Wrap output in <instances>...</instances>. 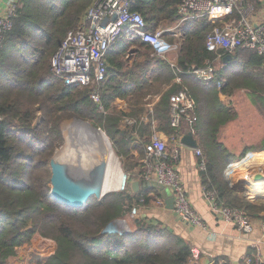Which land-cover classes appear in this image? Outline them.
<instances>
[{
  "label": "trees",
  "instance_id": "obj_1",
  "mask_svg": "<svg viewBox=\"0 0 264 264\" xmlns=\"http://www.w3.org/2000/svg\"><path fill=\"white\" fill-rule=\"evenodd\" d=\"M92 2L19 0L14 26L5 34L0 49V264H10L19 248L31 244L37 234L53 240L55 249L45 257L34 253L29 264H191L192 244L187 239L138 213L152 205V192L158 193L143 179L137 194L111 191L100 199L93 196L80 208L51 196V160L63 140L61 125L80 117L103 129L132 180L144 172V145L150 142L153 126L168 136L175 134L171 97L187 87L198 113V120L188 125L206 162L201 171L203 186L215 191L219 202L256 218L264 212V196L247 199L230 184L226 172L248 153L264 151V138L257 145L230 150L219 134L234 115L219 94L247 90L264 115L262 57L255 50L237 48L225 63V50L215 52L206 47L207 34L219 23L207 17L190 20L184 25L178 50L177 65L183 72V84H178V72L167 60L152 56L149 45L140 39L130 40L124 32L108 53L107 76L100 85L103 112L92 100L89 87L66 86L52 70L55 53ZM180 2L135 0L132 7L141 12L148 28L156 31L176 24ZM131 49L136 56L127 59ZM218 60L221 66L209 82L197 79L192 72ZM154 95L160 99L150 113L147 98ZM118 98L127 101V110L116 106ZM126 118L136 120L135 124H125ZM121 219L129 222L131 231L123 232L120 227L119 232H104L109 223Z\"/></svg>",
  "mask_w": 264,
  "mask_h": 264
},
{
  "label": "built area",
  "instance_id": "obj_2",
  "mask_svg": "<svg viewBox=\"0 0 264 264\" xmlns=\"http://www.w3.org/2000/svg\"><path fill=\"white\" fill-rule=\"evenodd\" d=\"M135 0H93L80 23L70 30L52 59V70L69 87L90 88V96L104 112L100 85L106 79L108 71L107 57L115 40L124 32L130 40L140 39L152 48V55L166 59L171 53L180 49L181 40L170 41L167 33H174L181 38L187 21L207 17L209 21L219 23L206 36V47L209 51L217 52L223 49L227 54H233L237 48L255 50L263 60L264 67V22L255 24L249 20L251 5L249 0H181L178 6L180 18L175 27L152 31L148 23L137 10H133ZM17 0L9 2L0 13V49L5 42V34L14 26L17 12ZM175 34V33H174ZM178 74L175 83L183 84L182 70L176 60L170 62ZM217 68L208 62L202 68H195L192 72L203 81H211ZM171 126L175 129L172 139L180 140L183 132V122L198 120L196 102L187 87H182L171 97ZM153 108L150 109V113ZM147 120V116L143 117ZM129 124L136 120L128 119ZM168 143L158 131H154L151 141L145 147V157L142 160L144 172L139 178L145 182L157 181L172 189L174 197L173 211L183 222L193 226H205L200 213L195 210L189 200L185 185L177 169L179 148H174L171 160L166 158ZM199 169H206L203 153L197 148ZM254 153H248L238 163L248 172V181L253 186V176L262 173L263 166L253 162ZM248 182V183H249ZM264 183L263 181H260ZM250 195L254 188H246ZM203 194L211 210L223 221L233 223L237 228L250 233L254 224L246 211L227 206L219 202L218 195L213 190L203 186ZM158 205L165 207L163 198L157 200ZM264 233V217L260 220ZM202 251L197 246L191 248V264H201ZM217 264H226L223 259ZM240 264H264V256L260 250L253 255H246Z\"/></svg>",
  "mask_w": 264,
  "mask_h": 264
},
{
  "label": "crops",
  "instance_id": "obj_3",
  "mask_svg": "<svg viewBox=\"0 0 264 264\" xmlns=\"http://www.w3.org/2000/svg\"><path fill=\"white\" fill-rule=\"evenodd\" d=\"M11 1L12 0H0V13L4 11V9L8 6L9 2ZM249 4L251 5V11L249 13V20L251 22H254L255 24L264 22V0H249ZM176 24L168 28L160 26L158 29L173 28L176 26ZM174 33L166 34L169 37H174V39L170 41L181 40L182 42L183 36L179 38L176 35L180 33V30H176V32ZM135 56H136L135 52H133L131 49L129 51L127 59L135 58ZM177 57H178V51L176 53H171V55H169L165 60H167V62L171 66L170 62L172 60H176L177 62ZM232 58H233V55H232ZM131 62H132V59L129 60L127 68L130 67ZM203 82H209V81H203ZM243 92L244 91H238L236 94L241 95V93ZM244 93L245 95L243 94V97L244 96L246 97L245 105H247V109L255 113L256 116H258L259 110L255 109L256 106L254 105L252 99L250 98L248 91L245 90ZM225 97H228L227 100L225 99ZM240 97L241 99H243L242 96ZM219 98L225 104V106L229 108V110L231 108L232 112L234 111V119L226 123L220 129V134H219L220 140L232 151L233 150L238 151L239 148H243L244 146L259 144L264 138V133L261 138L256 139L255 137L256 130H254L255 127H252L253 129H251L250 128L251 125L242 126L238 130L232 131L231 133H229V131L232 130L231 127L229 128V125L233 123L232 121H235V119H238V118L242 120L245 114L238 105L237 107H233L235 105V104L234 105L232 104L235 101L234 95H225L223 93H220ZM159 99H160V95L149 96L147 98L148 100L147 107L149 108V112H150V109L153 108L154 104ZM116 106L120 109L127 110L128 103L125 99L118 98L116 100ZM252 118H253V114H252ZM128 119L129 118H126L124 122H127ZM189 123L190 121L188 119H186L183 122V132L187 128L191 129L188 125ZM153 127H154V131L155 130L158 131L161 137L165 139L168 143L169 136H167L162 131L157 130L155 126ZM153 133H152V136H153ZM225 134L227 135L228 138L230 136L232 137L230 142L225 141L226 140L224 139ZM135 136H137V134H135ZM136 139H139V137L137 136ZM232 140H236L237 143L233 142ZM138 142L139 143L142 142L141 138L139 139ZM147 144H145L144 147H146ZM176 147H178L180 151L179 159L176 163L177 169L185 185L189 200L193 208L197 210L200 213V215L203 217L205 221V226H193L188 223H185L177 217L173 209L170 210V209H167L166 206L162 207L158 205L157 203L158 199L163 198L165 200L164 196L162 195V192L158 188L157 190H158L159 195L157 192H152V196L154 197L152 201V205L141 208L139 210L140 214L143 216L154 218L162 222L163 225L168 227L171 231L187 239L192 244V246L199 247L202 251L201 264H217L218 260L220 259H223L226 264H240L242 262V259L246 255H253L257 252V250H260L264 256V233L262 232L261 225H260V220L262 217H264V212L261 213L256 218L250 217L254 224V230L250 233H244L240 231L235 224L228 223V222L221 220L211 210L207 200L204 197L203 184H202V179H201V170L199 169V157L196 154V151H195L196 149L183 145L180 142V140L179 142L178 140H175V141L173 140V143L168 145V151L166 154V158L168 160L172 159L171 154L174 148ZM252 153H254L253 155L254 159L252 160L255 164L259 165L258 162H264V151L252 152ZM135 154H137L136 151H135ZM235 164L236 163L232 164L230 167H233ZM262 166H263V169L261 172L264 174V164H262L260 167ZM236 169H235V174L233 175V177H238L237 180H234L235 178H233L232 175H230V171H232L231 169L230 170L228 169L226 172V178L233 187L242 190L243 196H245L249 200H256L257 198L264 196V187L262 188V190L261 189L255 190L252 193H250V195H247L246 192L248 190L246 188L248 187L249 188L251 187L259 188L260 186L255 187L254 185L253 186L251 185V182L247 180L248 175H249L247 170H245L244 168L240 166ZM138 173L139 171L137 172V174ZM133 179H140V178L138 176L137 178H133Z\"/></svg>",
  "mask_w": 264,
  "mask_h": 264
},
{
  "label": "water",
  "instance_id": "obj_4",
  "mask_svg": "<svg viewBox=\"0 0 264 264\" xmlns=\"http://www.w3.org/2000/svg\"><path fill=\"white\" fill-rule=\"evenodd\" d=\"M232 59V55L228 54L224 57V61ZM75 120L83 123H89L83 119L75 118ZM94 130L100 131L98 128L91 124ZM102 131V130H101ZM180 142L193 149L200 147L199 140L191 129L187 128L181 135ZM51 196L58 202L63 203L73 208H80L86 205L88 200L93 196L100 199L105 195L104 183L108 172L106 161H102L89 171H79L69 164L57 160L55 155L51 160ZM82 172V173H81ZM255 182L263 181L264 174L256 173L253 176ZM150 186L158 188L166 201V208L172 210L174 208V197L172 189L163 186L157 181L148 182ZM141 180H129V174L122 172L121 181L117 190H127L129 194H137L141 189ZM121 220H115L107 225L104 229L106 233L119 232L122 227L123 232H128L122 226Z\"/></svg>",
  "mask_w": 264,
  "mask_h": 264
},
{
  "label": "rangeland",
  "instance_id": "obj_5",
  "mask_svg": "<svg viewBox=\"0 0 264 264\" xmlns=\"http://www.w3.org/2000/svg\"><path fill=\"white\" fill-rule=\"evenodd\" d=\"M140 50L144 52V49H140ZM214 65L218 70V68L221 66L220 61L218 60L216 63H214ZM80 89H82V88H80ZM238 91H244L245 92V90H238ZM238 91H236L235 94ZM244 92L241 93V95H239V94L235 95L234 94V100L235 101L232 104L233 105L235 104L233 107H237V105H238L243 110L245 115L242 118V120L240 118H238V119H235V121H232L233 123L230 122L231 125H229V128L231 127L232 130H230L229 133H231L232 131L238 130L242 126L251 125L250 126L251 129H253L252 127H255L254 130H256V136H255L256 139H259L263 136V133H264L263 132V130H264V115L259 111L258 112L259 115L256 116L255 113H253L252 111L247 109V105H245V100H246L245 98L246 97L245 96L243 97V94L245 95ZM240 96H242L243 99H241ZM227 98L228 97H225L226 100H227ZM255 109H258V108L256 107ZM230 110H231V108H230ZM233 110H235V109H233ZM230 112H231V115H234V111L232 112V110H231ZM252 114H253V118H252ZM75 118L83 119L80 117H73V118L65 120L62 123L61 129H62V134H63V140L61 141L59 147L56 149L54 156L55 155L58 156V152L60 150H62L66 145H68L71 153L67 157H71V158H73V157H80L81 158L82 157L83 159L85 157H87V156H82L81 152L85 151V148L83 147V145L89 147V145H90L89 138L90 137L79 135L81 132H79L78 129L73 125V122L76 121ZM83 120H85V119H83ZM85 121H88V120H85ZM124 123L129 125V126L133 125V124H129L128 122H124ZM251 129H250V131H251ZM101 130L104 132L103 129H101ZM107 138H108L107 142L110 146V149L113 151L114 155L117 157V160L120 164L122 172H125L123 169L121 159L116 155L115 151L113 150V147H112L113 145H112L108 136H107ZM224 139H226L225 140L226 142H230L232 137L230 136L228 138L227 135L225 134ZM232 141L237 143L236 140H232ZM171 143H173L172 136H169L168 145H170ZM240 149H242V148H239L238 151ZM76 151L79 152L80 154L77 153ZM242 160H243V158L240 161H238V163H240ZM63 162L66 164H71L69 160L68 161L64 160ZM238 163H236L233 166L235 169L238 168V166H239V165H237ZM233 167H230L229 170L234 169ZM235 169L230 171V173L234 172V174H235ZM85 171L86 170H82V172H85ZM234 178H235L234 180H237L238 177H234ZM114 191H118V190H114ZM138 213H140V211ZM121 221H122L121 222L122 226L125 227V229H127L128 231H131V227H130L129 222L127 220H124V219H121ZM54 249H55V242L53 240L42 237L39 234H37L33 238V241L31 244L19 248L18 255L11 259L10 264H29L30 259L34 255V253H38L41 256L45 257V256L50 255Z\"/></svg>",
  "mask_w": 264,
  "mask_h": 264
},
{
  "label": "bare ground",
  "instance_id": "obj_6",
  "mask_svg": "<svg viewBox=\"0 0 264 264\" xmlns=\"http://www.w3.org/2000/svg\"><path fill=\"white\" fill-rule=\"evenodd\" d=\"M73 125L81 132L79 135L89 136V147L84 146L85 151L81 152L82 156H87L84 159L81 157H67L71 151L69 146L66 145L62 150L58 152L57 160L63 162L64 160L70 161L72 167L82 171H89L90 169L97 166L102 161L107 162L108 172L104 183V192L105 194L114 190H117L120 185L122 169L117 160V157L114 155L113 151L110 149V146L107 142V136L103 131L94 130L91 127V124L74 121ZM111 145V144H110ZM77 152V151H76ZM79 153V152H77ZM80 154V153H79ZM254 159V158H253ZM259 165L264 164V162H258ZM239 167V166H238ZM230 175H234V172H231ZM234 178V177H233ZM254 186H260L259 188H254L255 190H262L264 187L263 182L254 183Z\"/></svg>",
  "mask_w": 264,
  "mask_h": 264
}]
</instances>
